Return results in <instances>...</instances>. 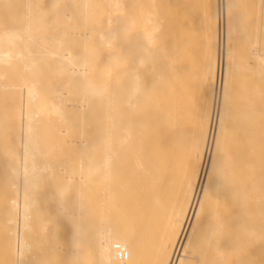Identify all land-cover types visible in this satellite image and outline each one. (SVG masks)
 I'll return each mask as SVG.
<instances>
[{"label": "bare ground", "instance_id": "1", "mask_svg": "<svg viewBox=\"0 0 264 264\" xmlns=\"http://www.w3.org/2000/svg\"><path fill=\"white\" fill-rule=\"evenodd\" d=\"M32 1L0 0V264H264V143L228 90L264 81L258 46L232 51L240 5ZM92 11L99 51L50 31Z\"/></svg>", "mask_w": 264, "mask_h": 264}, {"label": "rangeland", "instance_id": "2", "mask_svg": "<svg viewBox=\"0 0 264 264\" xmlns=\"http://www.w3.org/2000/svg\"><path fill=\"white\" fill-rule=\"evenodd\" d=\"M36 1V0H34ZM46 5L50 6L52 10L56 8V4L59 2H62L63 5L67 4L68 0H46ZM238 4V7L240 5L239 12L237 15L238 17L233 18L235 21V27L234 30V43H233V52L237 54L238 59L240 62H244L245 58L244 56L249 52V49L254 46H258L261 49V52L264 54V0H235ZM31 0V5L35 2ZM195 3L197 5L200 4V0H195ZM94 5V0H89L87 2V8H92ZM86 8V13H88V10ZM94 14V11L90 12L89 16H86L84 20H69L65 18V20H62V24L58 26H54L53 34H57V37H59L60 34H65L67 30L71 31L72 33L77 30V27L81 24L85 25V30L87 34L85 35V43H84V49L87 52H91L93 50H98L99 47L103 45V41L100 40L98 37V31H99V22L101 20H95L91 18V15ZM57 16V14L55 13ZM236 15V14H235ZM72 25V29H64V25ZM119 27V26H118ZM58 29V31H57ZM57 31V33H56ZM124 31L119 30L118 36H121ZM63 36V35H61ZM247 61V60H246ZM198 65V64H197ZM196 65V66H197ZM195 66V68H196ZM199 65L197 66V68ZM196 70V69H195ZM197 71V70H196ZM197 73V72H196ZM90 75H93V73H89ZM256 84H260L263 86L261 95L262 98H257V100H262L257 105H251L247 103V92L250 90H255L251 87H254ZM229 99L232 103V107L234 110L244 113L246 111H251L253 109L254 114V132H255V138L262 141L264 143V81H261V79L256 76V74H241L240 77L231 76V80L229 83ZM73 98V97H72ZM76 99V98H73ZM238 99V100H237ZM239 101V102H238ZM92 102V99L91 101ZM95 107L96 110H92V108ZM97 104H91V108L88 112V122L90 121V117L94 118V115L98 116L99 110L97 109ZM261 110V111H260ZM234 117L231 119L228 118V121L234 122ZM241 128V127H240ZM49 133V130H48ZM264 147V145H263ZM51 183V182H50Z\"/></svg>", "mask_w": 264, "mask_h": 264}]
</instances>
